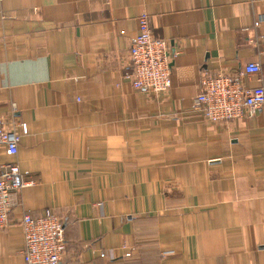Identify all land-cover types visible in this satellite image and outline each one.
<instances>
[{"label": "crops", "instance_id": "crops-1", "mask_svg": "<svg viewBox=\"0 0 264 264\" xmlns=\"http://www.w3.org/2000/svg\"><path fill=\"white\" fill-rule=\"evenodd\" d=\"M141 13L168 43L158 96L123 77ZM0 17V117L27 126L16 157L0 146L26 184L0 264H24L21 221L46 211L60 264H264V107L216 124L192 109L204 73L256 62L240 81L264 88V0H0Z\"/></svg>", "mask_w": 264, "mask_h": 264}, {"label": "built area", "instance_id": "built-area-1", "mask_svg": "<svg viewBox=\"0 0 264 264\" xmlns=\"http://www.w3.org/2000/svg\"><path fill=\"white\" fill-rule=\"evenodd\" d=\"M137 19L138 31L128 50L129 66L123 77L134 90L153 96L165 94L172 85L168 43L152 34L150 18L146 13H141ZM261 67L262 64L250 62L238 75L202 74L200 92L192 103V109L213 124L253 117L257 110L264 107V88L262 85L247 88L240 77L258 75ZM19 129L20 134L15 129H7L0 117V146L8 157L18 155L21 137L27 134L25 123L19 125ZM0 168V230H4L9 225V214L17 206V195L26 184L17 163L9 162ZM21 231L24 264H60L66 247L63 222L58 216L49 211L38 217L25 213ZM129 256L130 253L125 254V257ZM99 257L118 258L112 250L100 253Z\"/></svg>", "mask_w": 264, "mask_h": 264}]
</instances>
